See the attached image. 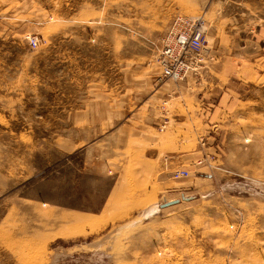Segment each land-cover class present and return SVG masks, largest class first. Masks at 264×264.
<instances>
[{
    "label": "rangeland",
    "instance_id": "374dc122",
    "mask_svg": "<svg viewBox=\"0 0 264 264\" xmlns=\"http://www.w3.org/2000/svg\"><path fill=\"white\" fill-rule=\"evenodd\" d=\"M183 16L206 58L174 80ZM262 27L264 0H0V264H264V65L207 131L176 91Z\"/></svg>",
    "mask_w": 264,
    "mask_h": 264
},
{
    "label": "crops",
    "instance_id": "0c3cea01",
    "mask_svg": "<svg viewBox=\"0 0 264 264\" xmlns=\"http://www.w3.org/2000/svg\"><path fill=\"white\" fill-rule=\"evenodd\" d=\"M243 42L244 45L240 47L238 53L234 52L231 61L227 62V73L224 72L226 61L224 62L225 59L220 57L213 60V63L210 62L212 70H204L197 76L196 83L195 81L187 82L176 88L177 92H182V95L185 93V97L191 98L192 107L195 109L192 111V115H195L192 123L198 125L197 131L200 129L207 131L210 124L217 125L218 122L219 124L225 122L226 115L224 114L234 102L233 99L236 96L233 97L232 94L236 93L237 86H244L248 77L254 75L264 65V27L256 28ZM211 111V114L219 115V117H209ZM179 123L187 124L186 117H183Z\"/></svg>",
    "mask_w": 264,
    "mask_h": 264
},
{
    "label": "built area",
    "instance_id": "2783aa9c",
    "mask_svg": "<svg viewBox=\"0 0 264 264\" xmlns=\"http://www.w3.org/2000/svg\"><path fill=\"white\" fill-rule=\"evenodd\" d=\"M206 41L205 25L200 19L178 17L163 38L158 51L163 76L181 80L190 73L197 72L206 58L203 56ZM33 44L37 45V41L34 40ZM187 174L188 171L181 170L175 173V177Z\"/></svg>",
    "mask_w": 264,
    "mask_h": 264
},
{
    "label": "water",
    "instance_id": "95a60500",
    "mask_svg": "<svg viewBox=\"0 0 264 264\" xmlns=\"http://www.w3.org/2000/svg\"><path fill=\"white\" fill-rule=\"evenodd\" d=\"M194 198H195V196H185V195L182 196V200H187V201L192 200ZM178 202H180V199H175V200L166 202L163 206H168V205L176 204Z\"/></svg>",
    "mask_w": 264,
    "mask_h": 264
}]
</instances>
